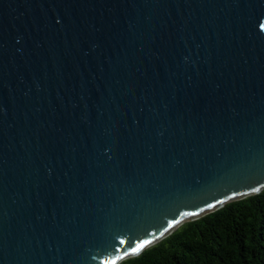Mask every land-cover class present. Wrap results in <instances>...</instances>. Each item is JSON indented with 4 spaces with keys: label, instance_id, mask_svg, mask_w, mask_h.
<instances>
[{
    "label": "water",
    "instance_id": "95a60500",
    "mask_svg": "<svg viewBox=\"0 0 264 264\" xmlns=\"http://www.w3.org/2000/svg\"><path fill=\"white\" fill-rule=\"evenodd\" d=\"M264 187V0H0V264H116Z\"/></svg>",
    "mask_w": 264,
    "mask_h": 264
},
{
    "label": "trees",
    "instance_id": "16d2710c",
    "mask_svg": "<svg viewBox=\"0 0 264 264\" xmlns=\"http://www.w3.org/2000/svg\"><path fill=\"white\" fill-rule=\"evenodd\" d=\"M116 264H264V187L185 219Z\"/></svg>",
    "mask_w": 264,
    "mask_h": 264
},
{
    "label": "snow or ice",
    "instance_id": "6c2138e0",
    "mask_svg": "<svg viewBox=\"0 0 264 264\" xmlns=\"http://www.w3.org/2000/svg\"><path fill=\"white\" fill-rule=\"evenodd\" d=\"M147 243H148V241H145V242H144V244H147ZM144 244L137 245V247L134 248V249H132V251H133V252L138 251L140 248H142V247L144 246Z\"/></svg>",
    "mask_w": 264,
    "mask_h": 264
}]
</instances>
